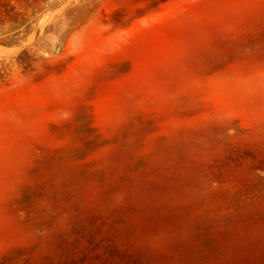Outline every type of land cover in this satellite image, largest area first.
<instances>
[{"label": "rangeland", "instance_id": "obj_1", "mask_svg": "<svg viewBox=\"0 0 264 264\" xmlns=\"http://www.w3.org/2000/svg\"><path fill=\"white\" fill-rule=\"evenodd\" d=\"M0 264H264V0H0Z\"/></svg>", "mask_w": 264, "mask_h": 264}]
</instances>
